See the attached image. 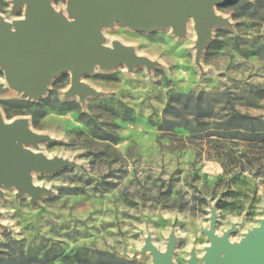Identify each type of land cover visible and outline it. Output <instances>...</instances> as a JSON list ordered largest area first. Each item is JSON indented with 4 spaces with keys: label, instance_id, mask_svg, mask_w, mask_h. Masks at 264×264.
<instances>
[{
    "label": "rangeland",
    "instance_id": "rangeland-1",
    "mask_svg": "<svg viewBox=\"0 0 264 264\" xmlns=\"http://www.w3.org/2000/svg\"><path fill=\"white\" fill-rule=\"evenodd\" d=\"M67 2L51 5L71 20ZM25 10L0 0L8 23ZM214 12L228 25L212 27L199 60L193 18L183 36L173 27L105 26V46L130 47L153 66L95 68L81 77L94 92L84 100L67 96L70 71L32 99L12 89L0 67L3 121L27 120L47 139L27 148L70 163L31 173L45 190L37 200L0 185V264H153L149 243L161 254L172 245V264H205L213 215L215 234L230 232L232 244L260 227L264 0H228Z\"/></svg>",
    "mask_w": 264,
    "mask_h": 264
},
{
    "label": "water",
    "instance_id": "water-1",
    "mask_svg": "<svg viewBox=\"0 0 264 264\" xmlns=\"http://www.w3.org/2000/svg\"><path fill=\"white\" fill-rule=\"evenodd\" d=\"M226 1L68 0L67 13L71 18L68 20L53 9L51 0H14L16 7L26 5L25 18L13 24L0 18V67L7 84L32 99L44 95L54 77L70 71L72 85L67 96L79 95L84 100L94 92L81 83V77L97 66L104 70L122 64L129 69L153 66L130 47L120 43H115L113 48L105 46L102 35L105 26L120 22L140 32L173 27L177 36H183L188 20L193 18L199 35V60L211 38L212 27L228 25L227 20L214 12V5ZM46 140L29 130L27 120L7 124L0 114V185L15 187L19 194L27 193L39 199L45 190L31 183V173H51L70 165L68 161L49 160L27 148ZM215 225L213 215L210 228L205 230L211 244L205 264H264V218L260 227L252 230L240 244L230 242V232L219 238ZM147 249L153 264H172V245L165 254L151 243ZM190 264H198L197 259L192 258Z\"/></svg>",
    "mask_w": 264,
    "mask_h": 264
},
{
    "label": "trees",
    "instance_id": "trees-1",
    "mask_svg": "<svg viewBox=\"0 0 264 264\" xmlns=\"http://www.w3.org/2000/svg\"><path fill=\"white\" fill-rule=\"evenodd\" d=\"M6 104H7V105L21 106V104H20L18 101H8ZM169 106H171V105H169ZM166 123L169 124L168 121H167ZM170 124H171V123H170ZM177 126H178V125H176V127H177ZM179 126L184 127L185 125H179ZM20 260H22V263H21ZM14 261L16 262L15 264H28V263H26V261L23 262L24 259H21V258H17V259H15Z\"/></svg>",
    "mask_w": 264,
    "mask_h": 264
},
{
    "label": "bare ground",
    "instance_id": "bare-ground-1",
    "mask_svg": "<svg viewBox=\"0 0 264 264\" xmlns=\"http://www.w3.org/2000/svg\"><path fill=\"white\" fill-rule=\"evenodd\" d=\"M191 33V32H190ZM99 66H97L96 68H98ZM35 147H37V146H35ZM69 162V161H68ZM150 255H151V252H150Z\"/></svg>",
    "mask_w": 264,
    "mask_h": 264
}]
</instances>
